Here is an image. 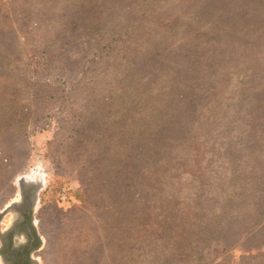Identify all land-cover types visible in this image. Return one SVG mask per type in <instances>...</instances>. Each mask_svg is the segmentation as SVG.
<instances>
[{
    "label": "rangeland",
    "instance_id": "obj_1",
    "mask_svg": "<svg viewBox=\"0 0 264 264\" xmlns=\"http://www.w3.org/2000/svg\"><path fill=\"white\" fill-rule=\"evenodd\" d=\"M249 1L0 0L37 38L0 37V230L22 179L40 186L39 264H195L184 244L182 258L165 255L211 221L157 209H218L231 190L251 207L232 215L264 221V28ZM62 33L50 64L43 35ZM131 63L135 74L116 75ZM132 227L140 243L125 240ZM249 240L263 243L261 229ZM160 247L172 249L157 259Z\"/></svg>",
    "mask_w": 264,
    "mask_h": 264
},
{
    "label": "trees",
    "instance_id": "obj_2",
    "mask_svg": "<svg viewBox=\"0 0 264 264\" xmlns=\"http://www.w3.org/2000/svg\"><path fill=\"white\" fill-rule=\"evenodd\" d=\"M206 1L211 3L212 1L217 2L218 0H206ZM249 3H250L249 8L256 10V12L260 15L258 18L256 17V20L254 21L255 26H257V28H259V29L264 28V0H250ZM225 5H227V0H225ZM0 7L2 8L1 4H0ZM4 20L6 22L3 23ZM31 21H32V19L30 18L29 23H31ZM252 24H253V21H250L248 23V26H251ZM62 27H65V26L63 25ZM5 31L11 32V35L13 37L21 36L23 46L29 45L30 41H32V39L29 37V35L26 32L22 33L21 31L18 32L16 30L15 23L13 22V20L11 19V17L7 13H2V11H0V37H3L2 35H5L4 34ZM64 36L65 35H63V33L61 35L55 34L54 36H53V34L52 35L51 34L43 35V44L46 46V49L48 50V52L45 51L44 54H46V59L50 62V64H52L53 59L56 58L55 56L52 55L55 53V43L48 45V42H50L51 40L57 41L58 39L63 38ZM72 38H74V37H72ZM103 39H105V37H102L99 34H96L94 41L96 40L99 43ZM34 40H37V38L35 36H34L32 42H34ZM6 41H7L6 38L2 39L0 41V44H4ZM123 44H125V43H123ZM257 45H259V44H257ZM257 45H255V46L257 47ZM53 46H54V48H53ZM259 46L260 47H257V48H259L260 50H262V49L264 50V42L262 45H259ZM123 48H126V47L123 46ZM71 50L67 51L70 54V59H73L74 56L79 55L78 51H76V50L71 51ZM160 50H162L163 52L165 51L164 48H162ZM87 51H88V53L90 52L89 49ZM95 51H96L95 54L100 52L99 50H95ZM155 55H156V57L158 56V58H160V56H162V54L160 55V53H156ZM61 56H62L61 54L58 55L57 59L60 60ZM129 56H131V55L129 54ZM125 57H127V56L125 55L124 57H122V59H124ZM70 59H69V61H70ZM2 61H7V60H6V56H3V55L1 56V53H0V62H2ZM142 68H145V67L143 66ZM155 69L158 70V66H156ZM126 70L130 74H135L136 69L132 68V63H131V65H129V67L127 65H124V66H122V68L121 67H120V69L118 68V71H116V75L117 74L119 75L121 72L126 71ZM12 135L13 134H10V136H12ZM4 162L6 163V161H4ZM144 162L148 164L150 162V159L145 158ZM3 167H4V165L1 164L0 171L3 170ZM236 198L237 197H235L234 191L231 190L230 191V200L229 201L227 200L224 203V205L218 209L217 208H205V207H202L201 205H196L194 207V209L189 210V211L188 210H182L178 206H166L165 208H158L157 207L158 208L157 211L159 214L156 217L162 216L163 218H166V219L172 221V223L175 222L174 220L176 219L177 215L185 214L188 212V214H192V215H194L195 218L200 219L202 221H211V223L213 225V227H211L210 230L208 231L209 233H207L206 235L205 234L203 235L201 233H200V235H199V233L198 234L196 233V235H193V237L196 238L195 240L183 239L181 236H177V238L174 240V246L177 248L176 249L171 248L172 250L170 249L171 250L170 251V250H165L164 247L163 248L160 247L159 249L162 250V252H161V255H159V253H158L157 259L158 258L160 259L163 256V254H167L169 251H170L169 255H165L166 256L165 258H168L170 256L171 257L174 256V257L180 259L183 256V252L187 251L189 256H187L185 258L191 257V258H193V262L195 264H201V263L205 262V257L202 254L203 250H207L210 254L214 255L213 259L208 261L209 264H226V260H225L226 257L225 256H229L230 253L233 251V249H235V247H237L239 245H243V247H245L247 250L246 255L240 256L238 258L237 263L230 262V264H264V241H263V243L262 242L253 243V242H250V240H249L250 237H252V236L254 237L255 234L258 233L259 229H261L262 238H264V221H261V222L260 221H254V223H250L249 220L247 221V217H246V214L244 212H242V214L237 213L235 215H232L233 213L238 211L239 208L241 210H245L246 208H248V209L251 208L250 206H248L245 203L241 204L240 202L236 201ZM259 198L262 199L261 196ZM198 199L204 200L205 198L204 197H198ZM255 199L257 200L258 198L255 197ZM114 211H116V209ZM259 212L262 213L264 211H261L259 209ZM250 213H252V212H250ZM226 219H230L232 221L226 222V224L221 222L222 220H226ZM132 222L134 223V219ZM55 227L56 226L53 223L50 224L52 234L57 235L59 231ZM131 232H132V234H131L130 238L126 237L125 240L129 242V241H132L133 238H136V241H139V243H140L141 237L140 236H134L135 235L134 234L135 233V227H132ZM198 235L203 236L205 238L204 239L199 238ZM182 244L186 245L185 251L180 250V247ZM151 245H152L151 247L154 248L153 252L157 254L158 242L156 243V245H155V243L154 244L152 243ZM131 247H132V245L130 246V248ZM88 253L89 254L87 255V258L88 257L91 258L92 256L90 253H92V252L88 251ZM90 260L94 264V257ZM96 263L97 264H105L104 259H102V261H101V259H99L98 262H96Z\"/></svg>",
    "mask_w": 264,
    "mask_h": 264
},
{
    "label": "flooded vegetation",
    "instance_id": "obj_3",
    "mask_svg": "<svg viewBox=\"0 0 264 264\" xmlns=\"http://www.w3.org/2000/svg\"><path fill=\"white\" fill-rule=\"evenodd\" d=\"M40 186L23 184L18 199L5 210L11 213V222L0 230V264H39L37 232V205Z\"/></svg>",
    "mask_w": 264,
    "mask_h": 264
},
{
    "label": "bare ground",
    "instance_id": "obj_4",
    "mask_svg": "<svg viewBox=\"0 0 264 264\" xmlns=\"http://www.w3.org/2000/svg\"><path fill=\"white\" fill-rule=\"evenodd\" d=\"M24 180V179H23ZM25 182L23 183V184H30V183H32V182H30V181H26V180H24Z\"/></svg>",
    "mask_w": 264,
    "mask_h": 264
},
{
    "label": "water",
    "instance_id": "obj_5",
    "mask_svg": "<svg viewBox=\"0 0 264 264\" xmlns=\"http://www.w3.org/2000/svg\"><path fill=\"white\" fill-rule=\"evenodd\" d=\"M23 180V179H22ZM20 182V181H19ZM25 181L23 180V183H24ZM23 183H20L19 185L21 186V184L23 185Z\"/></svg>",
    "mask_w": 264,
    "mask_h": 264
}]
</instances>
